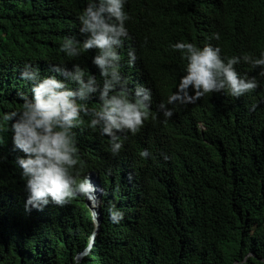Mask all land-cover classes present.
<instances>
[{
  "label": "trees",
  "instance_id": "trees-1",
  "mask_svg": "<svg viewBox=\"0 0 264 264\" xmlns=\"http://www.w3.org/2000/svg\"><path fill=\"white\" fill-rule=\"evenodd\" d=\"M86 6L87 0H0V112L23 104L18 92L31 94L20 78L26 63L42 74H50L52 63H80L102 83L92 64L96 49L76 59L59 50L65 36L85 39L78 13ZM125 9L132 19L121 71L130 89H150V116L139 133L119 134L124 147L118 155L108 136L87 127V117L74 129L81 172L100 178L102 221L94 243L77 258L96 228L95 197L25 209L26 181L16 164L24 154L14 148L6 122L0 131V156L6 157L0 162V264H264L259 68L237 65L259 80L257 89L239 98L209 93L167 103L187 63L170 45L211 42L226 56H258L264 51V0H128ZM213 32L221 34L219 41L208 40ZM130 51L136 55L131 65ZM162 105L173 111L171 118ZM145 148L146 159L139 155ZM110 204L123 211L119 222L110 218Z\"/></svg>",
  "mask_w": 264,
  "mask_h": 264
},
{
  "label": "clouds",
  "instance_id": "clouds-1",
  "mask_svg": "<svg viewBox=\"0 0 264 264\" xmlns=\"http://www.w3.org/2000/svg\"><path fill=\"white\" fill-rule=\"evenodd\" d=\"M127 2L87 0L86 8L78 13L79 32L85 39L65 36L60 44L59 50L70 59L96 49L92 64L99 69L102 83L80 63L71 68L63 62L52 63L50 74H42L38 66L26 63L20 78L31 85V94L18 92L23 104L0 112V131L5 130L4 123L10 122L8 130L14 148L24 154L16 164L26 181L27 211L42 210L50 203L62 207L81 196L87 202V197L94 195L101 206L100 178L93 171L81 172L74 129L84 125L87 117V127L108 136L111 153L118 155L124 147L119 134L139 133L150 116V89L143 85L130 89L129 80L121 71L120 50L129 35L127 22L132 19L125 9ZM220 38L219 32H213L208 40ZM170 47L179 51L187 63L168 104L194 102L209 93L239 98L253 92L259 87V80L240 73L237 65L242 62L251 69L259 68L258 76L264 78V51L258 56L247 52L226 56L218 44L208 42L201 47L186 40ZM128 56L129 64H134L135 52L130 51ZM93 99L98 103L91 104ZM161 107L164 117L171 118L173 111L166 105ZM139 155L146 159L150 152L145 148ZM4 159L0 156V162ZM91 175L98 179L97 189ZM108 212L113 222L123 219V211L115 204L108 206Z\"/></svg>",
  "mask_w": 264,
  "mask_h": 264
},
{
  "label": "water",
  "instance_id": "water-1",
  "mask_svg": "<svg viewBox=\"0 0 264 264\" xmlns=\"http://www.w3.org/2000/svg\"><path fill=\"white\" fill-rule=\"evenodd\" d=\"M87 205H88V204H87ZM92 218L94 219L93 215H92ZM101 221H102V212H101V206H100V208H99V210H98V220H97V222H96L95 219H94V224H95V227H96V228H95L94 233L90 236V242H89V245H88V247L86 248V250H85L83 253H81V254H79V255L77 256V258H81L85 253H87V252L90 251V248L92 247V245H93V243H94L95 237H96L97 233H98L99 230H100V224H101Z\"/></svg>",
  "mask_w": 264,
  "mask_h": 264
},
{
  "label": "bare ground",
  "instance_id": "bare-ground-1",
  "mask_svg": "<svg viewBox=\"0 0 264 264\" xmlns=\"http://www.w3.org/2000/svg\"><path fill=\"white\" fill-rule=\"evenodd\" d=\"M94 182H95V186H96V189H97V184H98V180H94ZM94 197H95V195H94ZM96 198V197H95Z\"/></svg>",
  "mask_w": 264,
  "mask_h": 264
},
{
  "label": "rangeland",
  "instance_id": "rangeland-1",
  "mask_svg": "<svg viewBox=\"0 0 264 264\" xmlns=\"http://www.w3.org/2000/svg\"><path fill=\"white\" fill-rule=\"evenodd\" d=\"M95 184V183H94ZM86 200V199H85ZM78 259H80V258H78Z\"/></svg>",
  "mask_w": 264,
  "mask_h": 264
}]
</instances>
